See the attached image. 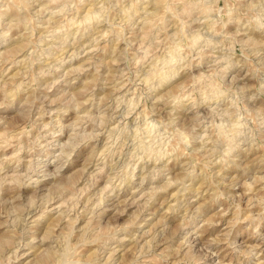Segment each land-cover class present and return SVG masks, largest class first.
I'll list each match as a JSON object with an SVG mask.
<instances>
[{
  "label": "rangeland",
  "instance_id": "374dc122",
  "mask_svg": "<svg viewBox=\"0 0 264 264\" xmlns=\"http://www.w3.org/2000/svg\"><path fill=\"white\" fill-rule=\"evenodd\" d=\"M0 264H264V0H0Z\"/></svg>",
  "mask_w": 264,
  "mask_h": 264
},
{
  "label": "bare ground",
  "instance_id": "6f19581e",
  "mask_svg": "<svg viewBox=\"0 0 264 264\" xmlns=\"http://www.w3.org/2000/svg\"><path fill=\"white\" fill-rule=\"evenodd\" d=\"M148 4H149V3H148ZM111 45H112V44H111ZM161 81H162V80H161ZM133 169H134V168H133ZM189 175H190V174H189ZM151 191H152V190H151ZM96 236H97V235H96ZM96 236H95V237H96ZM110 248H111V247H110ZM122 255H123V254H122ZM122 259H123V258H122Z\"/></svg>",
  "mask_w": 264,
  "mask_h": 264
}]
</instances>
